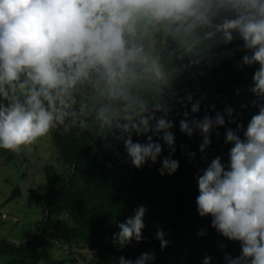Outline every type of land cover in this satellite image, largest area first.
Returning a JSON list of instances; mask_svg holds the SVG:
<instances>
[{
    "label": "clouds",
    "instance_id": "obj_1",
    "mask_svg": "<svg viewBox=\"0 0 264 264\" xmlns=\"http://www.w3.org/2000/svg\"><path fill=\"white\" fill-rule=\"evenodd\" d=\"M235 41L241 43L229 47ZM239 51L245 53L240 69L258 65L250 89L260 101L258 112L246 127L225 129L227 163L215 156L197 174L195 204L219 235L239 242L240 254H225L226 264H264V0H0V149L31 151L58 129L94 131L106 148L112 146L108 137L122 144L139 169L161 157L155 136L169 150L158 171L172 175L179 166L169 119L173 101L195 114L203 99L193 102L187 94L178 100L175 81L193 66ZM233 111H205L202 119H189L184 111L179 131L189 138L199 132L203 154L225 118L233 122ZM134 136L146 140L134 142ZM146 211L137 206L117 224V248L145 239ZM165 237L157 228L161 249L169 244ZM154 259V252H143L135 260L120 256L115 264ZM211 260L205 255L201 264Z\"/></svg>",
    "mask_w": 264,
    "mask_h": 264
},
{
    "label": "trees",
    "instance_id": "obj_2",
    "mask_svg": "<svg viewBox=\"0 0 264 264\" xmlns=\"http://www.w3.org/2000/svg\"><path fill=\"white\" fill-rule=\"evenodd\" d=\"M240 43L235 41L229 47L234 49ZM244 54L239 51L211 65L193 66L175 81L178 100L182 101L187 94L192 95L193 102L203 99L195 114L190 112V105L173 101L169 119L173 121L171 131L175 137L173 158L179 161V166L172 175H160L158 171L160 159L169 155L159 137L154 136L153 140H159L162 145L161 157L137 169L131 165L123 145L111 137L107 140L112 146L106 148V141L94 131H83L80 135H76V130L52 131L50 136L57 159L56 165L43 169L48 193L41 204L43 218L38 231L23 245L0 240V257L7 264H63L52 260L48 252L51 232L63 239L82 242L100 259L124 256L135 260L143 252L172 253L181 246L189 252L187 264H201L205 255L212 257L210 264H226L225 254L237 257L239 242L227 241L211 227L210 217L197 214L195 177L215 156L227 163L231 145L224 143L225 129L235 131L237 124L246 127L251 116L258 112L256 104L260 101L250 91L258 65L240 69L237 64ZM209 105L215 108L209 110ZM227 106L234 110L233 122L229 123L226 117L225 126L218 129L219 135L212 133L210 145L201 154L199 132L189 138L179 131L182 113L188 111L189 119H202L205 111L212 116ZM244 127L239 132L242 139ZM133 140L144 143L146 138L134 136ZM189 153H195L194 158ZM19 196L16 187L8 200ZM140 205L147 209L144 218H151L150 236L123 249L109 243L107 240L119 230L117 224L132 216ZM157 228L166 233L169 241L164 249L154 238ZM201 229L204 235H197ZM221 243L225 245L223 249L219 247ZM153 264H160L157 256Z\"/></svg>",
    "mask_w": 264,
    "mask_h": 264
},
{
    "label": "rangeland",
    "instance_id": "obj_3",
    "mask_svg": "<svg viewBox=\"0 0 264 264\" xmlns=\"http://www.w3.org/2000/svg\"><path fill=\"white\" fill-rule=\"evenodd\" d=\"M29 147L31 151L25 148L18 153L0 149V240L18 245L25 244L38 231L43 218L41 204L48 193L43 169L56 165L57 159L50 134ZM16 187L20 196L9 201ZM144 223L142 236L147 238L151 232V218H144ZM107 241L113 244L112 237ZM48 252L52 260L63 261V264H115L119 258L100 259L82 242L63 239L55 232L50 233ZM155 256L160 264H187L189 252L181 246L172 253ZM0 264H7L6 260L0 257Z\"/></svg>",
    "mask_w": 264,
    "mask_h": 264
}]
</instances>
